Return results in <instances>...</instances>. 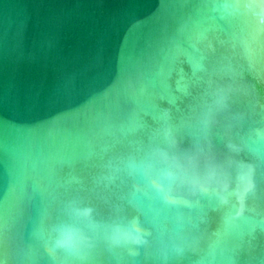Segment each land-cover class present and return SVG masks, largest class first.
I'll list each match as a JSON object with an SVG mask.
<instances>
[{
	"label": "water",
	"instance_id": "obj_1",
	"mask_svg": "<svg viewBox=\"0 0 264 264\" xmlns=\"http://www.w3.org/2000/svg\"><path fill=\"white\" fill-rule=\"evenodd\" d=\"M0 264H264V0H0Z\"/></svg>",
	"mask_w": 264,
	"mask_h": 264
}]
</instances>
